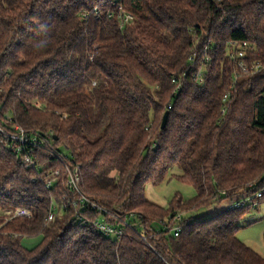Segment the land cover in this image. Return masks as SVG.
Returning a JSON list of instances; mask_svg holds the SVG:
<instances>
[{"label": "trees", "instance_id": "obj_1", "mask_svg": "<svg viewBox=\"0 0 264 264\" xmlns=\"http://www.w3.org/2000/svg\"><path fill=\"white\" fill-rule=\"evenodd\" d=\"M113 1L133 24L120 27ZM231 43L264 66V0H0V123L11 116L44 142L27 168L0 136V264H264L237 236L252 204H264V69L234 84ZM205 48L199 85L189 58ZM54 153L79 168L80 191L98 209L68 189ZM173 170L196 194L162 208L145 190ZM177 213L174 237L164 228ZM131 216L121 241L93 225ZM24 238L41 241L27 249Z\"/></svg>", "mask_w": 264, "mask_h": 264}, {"label": "built area", "instance_id": "obj_2", "mask_svg": "<svg viewBox=\"0 0 264 264\" xmlns=\"http://www.w3.org/2000/svg\"><path fill=\"white\" fill-rule=\"evenodd\" d=\"M113 6L118 7V10L120 11V18H121V28L125 27L126 25L133 24L134 23V16L130 13H127L122 6H118L116 1L112 2ZM247 47L246 44H237V43H231L230 48L227 52V59L228 61L236 66L238 72L235 74L232 79L233 83L235 84L238 81V78L240 75H256L260 73L264 66L262 64H248L247 60ZM204 58L199 59L198 54L194 53L189 58V73L191 76L192 81H194L196 84L202 85L205 81V74H206V64L210 62V57L208 56V49L205 48L203 51ZM200 66V67H198ZM185 77L188 76V73L184 75ZM173 83L176 84V81H173ZM179 89V88H178ZM2 89L0 88V113L2 111V105L4 103V99H2ZM227 100V97H225L224 101ZM168 109L170 110L171 107L169 106ZM226 112V109L223 110L222 114L224 115ZM6 126L2 125L0 123V136L3 137L6 141H8L9 145L15 146L16 154L19 157V160L21 164L27 168H36V164L32 155L33 149H43L44 148V142L42 140H39L35 137L29 136L23 128H21L19 125L14 124L13 118L11 116H7L5 118ZM61 162L64 163L66 167V172L68 175L67 179V187L73 192H76L80 198H81V204L82 206H85L86 204H89L92 206L93 210L98 209V206L95 203L90 202L80 191V179H79V168L75 167L74 169H71L65 162L62 160L60 156H58L56 153H54ZM60 176V171L53 172V175L51 176V179H47L45 182V186L47 189H51L54 183L58 181V178ZM36 180V179H34ZM43 180V179H42ZM258 198L262 197V194L257 195ZM251 204V200L247 201H241L238 202L230 207V209H239L242 207H245L246 205ZM253 209H256L259 207L258 202H254L252 204ZM55 211L56 207L52 206L51 212L49 213L47 217V223H52L55 219ZM102 212H105V210L101 209ZM106 213V212H105ZM11 213L8 212L7 215L9 216ZM26 216H28V213H24ZM185 214L184 213H177L173 215L171 218L172 220V226H167L164 229L172 234L174 237H178L181 233V228L178 226L179 223L183 221ZM121 222V227L114 226L112 224L106 223L105 221H96L93 225L97 229L98 232H100L102 235H104L107 238L115 239L117 241H121L122 238L125 236V229H133V223L131 222L135 217L131 216L128 220H121L118 217H115ZM143 241L147 242L146 236H142Z\"/></svg>", "mask_w": 264, "mask_h": 264}, {"label": "rangeland", "instance_id": "obj_3", "mask_svg": "<svg viewBox=\"0 0 264 264\" xmlns=\"http://www.w3.org/2000/svg\"><path fill=\"white\" fill-rule=\"evenodd\" d=\"M35 105L40 107L39 104ZM65 156L69 155L65 153ZM178 174L180 173L177 170H173L160 186L148 185L145 190L147 199L162 208H166L176 195H180L184 200L192 199L196 194L195 189L175 179L174 176ZM226 203L198 211L193 215V220L211 218L221 212ZM240 225L243 229L238 233V239L264 258V204L249 212L241 220ZM40 241V238H24L22 244L27 249H33Z\"/></svg>", "mask_w": 264, "mask_h": 264}, {"label": "water", "instance_id": "obj_4", "mask_svg": "<svg viewBox=\"0 0 264 264\" xmlns=\"http://www.w3.org/2000/svg\"><path fill=\"white\" fill-rule=\"evenodd\" d=\"M168 117H169V114L166 113L163 117V121H162V129H165L166 125H167V122H168Z\"/></svg>", "mask_w": 264, "mask_h": 264}]
</instances>
